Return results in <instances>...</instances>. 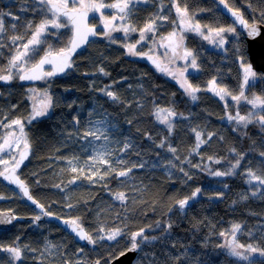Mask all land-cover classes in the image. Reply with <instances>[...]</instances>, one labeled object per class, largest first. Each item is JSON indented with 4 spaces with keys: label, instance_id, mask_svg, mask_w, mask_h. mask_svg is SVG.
Segmentation results:
<instances>
[{
    "label": "trees",
    "instance_id": "16d2710c",
    "mask_svg": "<svg viewBox=\"0 0 264 264\" xmlns=\"http://www.w3.org/2000/svg\"><path fill=\"white\" fill-rule=\"evenodd\" d=\"M145 1V5L135 2L131 7L128 22L137 30L129 32L133 36L127 46L137 44L139 29L155 20V10H163L168 0ZM173 2L181 11L186 9L188 17L202 29L230 26L210 0H172V32L176 19ZM225 2L249 21L259 19L260 11H264L260 0ZM183 38L185 48L193 52L197 62V72L187 78L189 84L200 89L195 93L196 100L140 59L127 57L121 49L126 39L121 38H116V43L87 44L72 71L49 83L51 112L26 125L23 134L31 151L18 177L52 216L65 220L79 217L81 226L95 242L90 248L78 247L77 259L73 256L72 237L48 220L33 224L38 213L19 191L15 189V206L0 202V209L26 217L14 228L53 230L49 264H108L130 247L131 234L141 229L132 264H264V256L260 255L264 251V186L248 176L249 170L264 175V127L255 120L245 127L228 119L237 112L246 116L252 109L247 101L254 96L264 98V83L257 75L251 86H245V96L233 100L232 95H239L242 85L241 71L234 60H223L220 54L203 50L201 39L189 33ZM3 45L2 63L12 55L7 50L9 44ZM58 47L52 46L53 50ZM142 49L138 45V53H143ZM213 79L228 90L224 99L206 89ZM106 91H112L117 99L107 98ZM17 96V105L22 108L24 101H20V94ZM158 110L177 114L171 132L159 123L155 115ZM16 114L10 100L0 103V116ZM20 117L24 116L18 114ZM98 121L104 123L97 124ZM94 126L106 128L108 139L85 140L83 132ZM197 132L205 141L198 149ZM89 141L96 150L107 147L108 163L93 158L95 152L88 146ZM125 143L129 145L127 149L123 147ZM170 147L176 152L169 151ZM240 157V165L227 174ZM121 171L127 175L120 176ZM216 171L225 174L216 176ZM197 188L200 192L193 197ZM10 190L0 184L2 198ZM120 193L125 196L123 201L117 198ZM185 198L191 204L178 209V201ZM236 224L240 229L233 233ZM117 229L122 234L117 240H108L107 235ZM6 234L0 235V243L12 232ZM227 235L244 245V254L248 245L259 251L252 252L248 260L232 256Z\"/></svg>",
    "mask_w": 264,
    "mask_h": 264
},
{
    "label": "snow or ice",
    "instance_id": "6c2138e0",
    "mask_svg": "<svg viewBox=\"0 0 264 264\" xmlns=\"http://www.w3.org/2000/svg\"><path fill=\"white\" fill-rule=\"evenodd\" d=\"M261 3H264V0H260ZM131 0H117L115 3H105L104 0H79V4L71 3L70 0H38V4L35 5L33 11H38L42 14L41 22L37 25H35V30L31 32L30 38L27 39V42L17 45L16 42L18 40H23L24 37L20 35H13L10 37V40L14 45H16L17 48H22L23 51L15 52L11 55L9 60L10 69L7 75H0V80L9 81L12 78L13 72L12 69H15L17 74H19L20 80H36L40 79L42 77H51L56 75L57 73H62L66 69L72 67L71 62V55L76 51L77 48L81 46V44L85 43L88 40L89 36H95L97 33L94 31L93 27H90L87 18L89 12H101L104 8H112L116 9V14L111 15L110 19L106 17L101 12V20L104 21V28L105 31L103 35L105 36H111V32L113 30H116L115 25L113 24L114 21L117 19H120L121 21H124L129 15L131 14V7H130ZM220 3L224 5L225 8L228 9L229 12H231L232 16L235 18V22L238 23L243 27L245 30L244 34H246V38L249 40H256L261 35V29L260 25L264 24V11H260L259 13V19H256L255 17L252 18L251 21L248 19H245L241 12L238 9H233L229 6L228 3L225 2V0H220ZM175 6V4H173ZM176 11L178 14H181V24L183 25L186 21H188V26L191 27L190 18L187 17V10L185 9L183 13H181V9L179 7L176 8ZM4 15H11V13H2L0 12V17ZM13 19H17L16 17H13ZM159 19H167L165 16L159 17ZM65 21L67 23H65ZM155 20L149 21L146 23L145 27L142 29H139L141 36L140 40L143 41L145 39V33L146 32H154L155 31ZM71 26L72 36L70 40V45L68 47L60 48L58 51L53 50L52 45H48L47 49H43L40 46L45 43V40L43 37L48 33L49 28L54 29H61L63 27ZM13 29H15L16 25L12 26ZM33 27V25L30 23L29 28ZM205 27H208L205 25ZM200 24H196L194 29L198 33H200ZM123 31L127 34L131 31H136L134 27H131L130 25H122ZM5 32L4 22L2 19H0V34ZM215 33L217 36H220L221 33H233L236 35H241V33L237 32V29L234 26L231 27H219V28H210L209 34ZM52 35H55V33H51ZM203 35V33H200ZM174 35V33L172 34ZM204 39H209L208 35L204 36ZM139 42V41H138ZM183 41L181 40L179 43L172 42L171 46L173 48H178L180 44H182ZM219 45L221 47L225 44V39L221 36L219 41ZM4 47L3 44H0V48ZM136 48V45H130L128 46V51L135 55L136 52L133 51V49ZM43 51V55L39 57L38 60H35L34 58L39 55V53ZM235 56L240 61L241 67L244 69V83L241 85V92L239 95H232V99L235 101H239L241 97L245 96L244 87L249 83V78H256L257 72L254 70L253 65L249 59V51L247 48L246 40L243 42H238L236 48H235ZM192 56L191 65L193 67L197 66V62L195 57L193 56V53L189 52L187 49L184 50V57ZM155 63V61H154ZM31 64V67H28V65ZM45 65H51L50 71H45ZM158 70L160 69V66L157 65ZM101 72H103V69H100ZM185 84H187V80L184 81L183 84H181V87H184ZM210 89L215 92L216 95H219L221 99H224L225 96L229 95V92L225 88H216V80L213 79L209 81ZM185 91L191 96L192 100H196L197 97L195 95L196 92L200 91L198 87H193L191 84H187V88ZM106 95L111 97L112 99H117V97L114 95L112 91H106ZM46 102L44 104L43 108L37 109L34 108V114L32 116V119H35L36 117L43 116L46 114V110L48 106L52 102V97L48 96L46 94ZM252 105L253 109H256L257 106L260 107L261 112L256 111H249L247 116L240 115L238 112L235 117L229 116V120L235 119L237 123H243L246 127L249 123H252L254 119H258L259 124L264 127V98L261 96H254L251 100L247 101ZM158 115V114H157ZM169 115H175L173 112H169ZM159 118V116H158ZM161 122H165L163 119H161ZM78 123V121H77ZM103 121H98L97 124H103ZM12 124L20 125L21 122L19 120L12 121ZM168 130L169 132L172 131V124L168 123ZM21 133H23L24 129L23 126L20 127ZM106 128H101L99 126H94L91 129H87L83 132V138L87 140L88 137H94L95 140H100L102 137L107 140L108 137L106 135ZM211 137L209 136V139ZM196 148L198 149L201 144L205 143V141L201 140L200 133H196ZM7 143V141H5ZM163 142H161L162 146ZM27 142H25L24 147L25 149L28 148ZM88 146H91L93 148V151L95 152L94 159H97L100 161V163H108V161L105 159V156L107 154V147L105 146L104 150H96L95 145L91 144V141L88 142ZM124 149H127L129 145L127 143L124 144ZM4 150V145L0 144V151ZM169 151L175 153L176 149L174 147H170ZM261 155H264V153H261ZM27 152H22L20 155L19 160H15L14 165L12 166V169L9 171L8 169H5L4 172H0V176H3L4 180L8 181L10 184H15L19 187L20 191L23 192L24 196L28 198L32 202V204L36 205L37 208L40 209V212L44 216H52L53 213L46 211L44 206L37 202L30 194L28 188L24 185V183L19 179V177L16 175V169L19 168V166L23 163V160L26 158ZM209 159H212L211 157ZM240 157L239 159H236L235 163L232 164L231 168L229 169L227 174H232L233 170L236 169L240 165ZM218 162V161H217ZM7 161L0 160V164H6ZM73 171H76L75 168H73ZM130 171V169L128 170ZM183 171V169H181ZM7 172V174H5ZM120 176L127 175V172L121 171L118 173ZM225 173H222L220 171H216L214 175L221 176ZM185 176H188L189 179H191V176L185 172ZM248 176L250 177V180H256L261 185H264V175H256L251 170L248 171ZM57 187H59L57 185ZM200 192V189L197 188L195 192L192 193V196L195 197L197 193ZM2 198V197H0ZM121 201L125 199V196L123 193H120L117 197ZM189 198H185L183 200L178 201L179 207L183 209L185 205L188 203ZM68 207H72V205H68ZM12 219H15V217H12ZM41 219V215H36L33 218V222L38 221ZM59 219V217H57ZM8 222L10 223L11 220H0V223ZM66 226L70 228V230L75 233L76 236L79 237L80 240H87L88 243H94V239L91 235L87 234L85 229L80 224L79 217L67 219L62 221ZM240 229V225L236 224L233 226V233L238 231ZM100 231H103L101 228ZM143 230L141 229L139 232H135L131 234V245L128 247L125 251L121 252L120 255H126L127 251H135L138 249V242L137 237L141 235ZM122 234L121 230L117 229L107 235V239L110 241L117 240V237ZM221 235H224V233H221ZM101 239L105 237H100ZM229 254L235 257H238L242 260H248L249 257L244 254V252L238 251L237 249L244 248V245L238 244L233 239L230 241L227 245ZM7 252H9L13 258L16 260H19L21 258V250L18 246L8 247L6 249H3ZM82 251V250H81ZM246 251L255 252L259 251V249L254 248L252 245H248ZM260 255L264 256V251H260ZM96 264H100L99 261H96Z\"/></svg>",
    "mask_w": 264,
    "mask_h": 264
},
{
    "label": "flooded vegetation",
    "instance_id": "af4514ba",
    "mask_svg": "<svg viewBox=\"0 0 264 264\" xmlns=\"http://www.w3.org/2000/svg\"><path fill=\"white\" fill-rule=\"evenodd\" d=\"M2 1V5H1ZM22 0H0V12L2 13H11V15H4L0 17V19L4 22L5 32L0 34V44H9L7 46V50L10 49V52L12 54L16 51V45L12 43L10 40V37L13 35H20L23 36V40H18L16 44L18 43H25L27 42V39L30 38L31 32L35 30V25L39 24L42 19V14L38 11H33L36 4H38V0H24V3H20ZM104 0L105 3H107ZM117 2V0H114ZM28 2V3H27ZM79 4V0H70L71 3ZM112 2V3H115ZM135 2H139L141 5H145V0H131L130 7L133 6ZM214 5V4H213ZM218 12L220 13L219 9L217 8ZM163 10H155L154 15L156 17L155 19V31L154 32H146L145 39L143 41L140 40L141 33L139 32V36L137 37V44L136 48L133 49L135 54L134 57L137 59H140V56H152L155 57L162 66L161 71H157V73H161L164 77L173 80V83L178 84L176 82V79L172 78V55H174V52H172V47L170 49H161L159 51V47L161 43H167V40L172 39V34H186L189 33L191 36L199 38L198 35L194 34L191 30H183L178 24V28L172 33V0H168L167 3L164 4ZM162 9V8H161ZM235 10V9H234ZM101 12L110 19L111 15H115L116 12H112L111 8H104L101 10ZM101 12H89L88 14V24L90 27L94 28V31L97 33L95 35L94 39L88 42V44L96 43V41H103L104 43H116L115 39L118 37L111 36H105L103 35L105 28H104V21L101 20ZM241 12V11H240ZM242 14V13H241ZM222 15V14H220ZM243 15V14H242ZM165 16L167 19H159V17ZM13 17H16L17 19H13ZM223 17V16H222ZM244 17V16H243ZM225 18V17H224ZM226 19V18H225ZM227 20V19H226ZM194 21V20H193ZM228 21V20H227ZM230 26H233L230 21ZM32 24L33 27H31L29 30H24L26 28H29V24ZM65 23H67L65 21ZM195 24H199L198 22H194ZM13 25H16L15 29H13ZM115 25L120 27L122 29V25H130L128 22V17L126 20L121 21L120 19H117L115 22ZM131 26V25H130ZM159 26H162L160 28ZM145 27V26H144ZM142 27V28H144ZM141 28V29H142ZM202 28V27H201ZM238 32V31H237ZM49 34H46L43 39L45 40V43L42 44L40 47L43 48L44 45L48 43H54L57 42L59 44V47L56 49L57 51L62 47V44H66L68 47L70 45V40L72 36L71 26L63 27L61 29H54L49 28ZM51 33H55V35H52ZM240 33V32H238ZM213 37L209 39L208 44L205 45V43L202 41V48L203 50H206L207 52H215L222 56L223 60H226V58L230 57L232 60H234L235 64L239 66V69H242L243 74L241 73V82L244 83V69L241 67L240 61L235 56V51L233 49L234 42L237 40V42L244 41L242 35H236L233 33H221L220 36H217L214 32L212 33ZM133 36V35H132ZM130 33H128L127 38H125V43L128 42L130 38ZM223 37L225 39V44L223 47H221L218 43L220 37ZM203 38V37H202ZM200 39V38H199ZM139 41V42H138ZM184 41V40H183ZM185 42V41H184ZM183 42V44H184ZM87 45V44H86ZM138 45L143 46V53H138ZM88 46V45H87ZM86 46V47H87ZM85 47V48H86ZM214 47V49H212ZM84 48V49H85ZM126 50L128 49V46H125ZM44 49V48H43ZM83 49V50H84ZM153 51H157L153 52ZM82 51L76 53L74 57L71 59L72 66L74 63L78 62V55ZM44 53L41 51L39 55L36 56L35 60H38L40 56H42ZM141 54V55H139ZM161 55L165 56L164 60L162 59ZM141 60V59H140ZM142 61V60H141ZM187 61H189V58L187 57ZM143 63V62H142ZM28 67H31V64L28 65ZM72 68H69L66 73H64L61 76L58 77H45L40 82L26 85V84H20L19 83V73L17 74L15 69H12L13 72L12 78L9 81L0 80V103L4 100H10L11 102V108H13L14 113H18L19 115L24 116L23 118H18V114L16 115H2L0 116V140L3 141V138H6L5 135L8 132L9 138H14L17 135V131H20V127H26V125L34 122L35 120L42 119L44 117H36L35 119H32V116L34 114V108L40 109L43 107L44 104V95H49L48 92V86L50 82L57 81L58 79H61L69 74V72L72 71ZM10 69L9 65V59L6 60L4 63L0 61V75H7ZM196 69V67L194 68ZM51 67H47L45 71H50ZM155 70V69H154ZM257 78V77H256ZM253 79V78H249ZM255 79V78H254ZM253 81L255 82V80ZM249 86L252 85V83H248ZM209 85V83L206 85V87ZM217 86V85H216ZM20 94V101H24V106L20 108V106L17 105V99ZM50 96V95H49ZM12 100V101H11ZM13 105V106H12ZM19 120L21 122L20 125L12 124V121ZM13 134V137H12ZM23 134V133H22ZM11 139L9 142H11ZM23 143L20 146V150H22L24 147ZM29 147V146H28ZM19 150V151H20ZM18 157V155H17ZM17 157L15 160H17ZM29 159V158H28ZM14 160V162H15ZM7 161V160H6ZM28 161V160H27ZM26 161V162H27ZM14 162H8L6 164H2L3 166L6 165L7 167L5 169H9L11 166L14 165ZM25 162V163H26ZM12 163V164H11ZM24 163V164H25ZM11 164V165H10ZM24 164L21 166L23 167ZM1 166V165H0ZM1 166V167H3ZM20 167V168H21ZM5 169L0 170V172H4ZM20 170V169H19ZM19 170L17 172V176L19 173ZM0 184L3 186H6L0 181ZM12 190H10L9 194L6 195L5 198H0V202H10L9 204L11 206H15L16 202V195H15V189L11 188L9 186H6ZM2 197V196H0ZM30 206V205H29ZM11 212L10 209H0V212ZM13 214V213H12ZM16 217H19L15 214H13ZM20 218H24L25 220L19 223H24L26 221V217L21 216ZM40 220L33 222L34 225H36L37 222H40ZM17 224V223H16ZM15 224V225H16ZM14 225V226H15ZM14 226L11 229L5 230L0 228V235H7L6 233L8 231L12 232V235L6 239H3V242L0 243V264H49V260L51 256L53 255V250L50 249V245L54 244V240L50 237L51 232L53 231L51 228L46 227H39V228H14ZM59 229V228H58ZM62 233H64L61 229H59ZM24 235V237H23ZM27 237V238H26ZM60 237V239H59ZM58 239L60 240V248H61V254L64 256L63 253V235H59ZM31 243H29V241ZM18 246L21 250V258L19 260H16L12 257V255L3 250L8 247ZM82 245L75 243V246L73 247V256L77 259L79 258V249L78 247H81ZM82 247H90V246H82Z\"/></svg>",
    "mask_w": 264,
    "mask_h": 264
},
{
    "label": "rangeland",
    "instance_id": "374dc122",
    "mask_svg": "<svg viewBox=\"0 0 264 264\" xmlns=\"http://www.w3.org/2000/svg\"><path fill=\"white\" fill-rule=\"evenodd\" d=\"M173 4H175L174 2H173ZM174 8V10L176 11V6H173ZM184 11H181V13H183ZM187 17H188V15H187ZM189 18V17H188ZM181 19H182V17H181V14H178L177 13V11H176V19H174L175 21H174V31L178 28V24L180 25V27L182 28V31L183 30H191L194 34H196V35H198L199 36V38L205 43V45H207L208 44V41H209V39H211L212 37H213V34L211 33V34H209V30H207V29H202V28H200V33H203V35H201L200 33H198L197 31H195V30H193L194 29V27H195V21H193V20H191L190 19V23H191V27H189L188 26V21H186L183 25L181 24ZM126 20V19H125ZM115 22L116 21H114L113 22V24L115 25ZM115 28H116V30H113L112 32H111V34H112V36L113 37H118V38H121V39H125V38H127V35H128V33L126 34L124 31H123V29H121L120 27H118V26H116L115 25ZM173 31V32H174ZM48 32H49V29H48ZM172 32V33H173ZM133 34V33H132ZM132 34H130V35H132ZM205 35H208L209 36V39H204V36ZM203 37V38H202ZM183 34H175V35H172V39H169V40H167V43H161L160 44V47H159V51L161 50V49H170V47H172L171 46V44H172V42H176V43H179L181 40L183 41ZM184 42V41H183ZM123 43V45L124 46H122L121 47V49H122V51L124 52V53H127V57H129V58H133V59H135L136 57H134L135 55H133V54H131L129 51H128V49L126 50V48H125V46H126V43L125 42H122ZM22 44V43H21ZM237 44H238V42H237V40L234 42V45H233V49H234V51H235V48H236V46H237ZM48 45H52V46H59V44L57 43V42H54V43H48V44H46V45H44L43 46V48L44 49H47L48 48ZM202 46H203V44H202ZM185 49H187L189 52H191V53H193L191 50H189L188 48H185V45L182 43V44H180V46L178 47V48H173L172 47V52H174V55H172V78L173 79H176V82L178 83L177 85H179L180 86V88H182L184 91H185V89L187 88V84H189V82H187V84H185V86L184 87H181V84H183L184 83V81L185 80H187V78H188V76H190V75H192V74H195L197 71L196 70H198L197 69V66H196V69H194L195 67H193L192 65H191V60H192V56H189L188 58H189V61H187V57H184V50ZM212 49H214V47L212 48ZM18 51H23V49L22 48H17L16 47V51L15 52H18ZM1 52H2V48H0V55H1ZM153 52H156L157 53V51H153ZM139 55H141V54H139ZM141 56H143V55H141ZM193 56H194V54H193ZM161 57H162V59L164 60V58H165V56H163V55H161ZM36 58V57H35ZM34 58V59H35ZM137 59V58H136ZM10 60V59H9ZM143 62V61H142ZM74 67V66H73ZM97 70H98V72H100V70H99V68H97ZM240 71H241V73L243 74V71H242V69H240ZM257 75H261L260 73H258L257 72ZM255 80V79H254ZM188 81V80H187ZM211 81V80H210ZM172 82H173V80H172ZM254 83V81H253V79H250L249 80V83ZM209 83V82H208ZM207 83V84H208ZM243 84V83H242ZM216 85H217V82H216ZM215 85V87L218 89V88H220V86L219 85H217L216 86ZM247 85H249V84H247ZM246 86V85H245ZM245 88V87H244ZM206 89L207 90H209L210 89V85H208L207 87H206ZM209 91H211L212 93H214L215 94V92L214 91H212V90H209ZM187 93V92H186ZM106 95V94H105ZM216 95V94H215ZM49 96V95H48ZM216 96H218V97H220L219 95H216ZM43 98H44V104H45V102H46V99H47V97H46V95H44L43 96ZM44 104H43V107H44ZM51 104H52V102H51ZM51 104L48 106V108H47V110H46V114L45 115H43V116H39V117H44V116H47V115H49V113L51 112ZM42 107V108H43ZM251 107H252V105H251ZM249 111H256V112H261V109H260V107L259 106H257V108L256 109H251V110H249ZM167 112H168V110H164V112L162 113V111L161 110H158V112L155 114L156 115V117H157V119L159 120V123L160 124H162V125H164V126H166L167 128H168V123H171L172 124V121L170 120V119H168V117H167ZM249 113V112H248ZM248 113H246V116H247V114ZM158 114V115H157ZM158 116H159V118H158ZM161 119H163L165 122H161ZM255 121H258V119H254ZM234 122H237L235 119H234ZM259 122V121H258ZM239 124H242V125H244L242 122L241 123H239ZM23 129H24V131H23V133L25 132V129H26V127H23ZM9 136V133L7 132L6 133V135H5V137L6 138H3V141H1L0 140V144H2V145H4V150L3 151H0V160H4V161H8V162H14V160L16 159V157H17V155H18V153H19V148H20V146L23 144V143H25L26 142V140H25V138H24V134H22L21 132H19V131H17V135L14 137V138H7ZM10 139H11V142H9L10 141ZM5 141H7V143H5ZM11 163V164H12ZM10 164V165H11ZM1 166H3L2 164H0ZM0 166V170H3V169H5L7 166L6 165H4L3 167H1ZM253 183H255V181L253 182ZM260 184V183H259ZM261 186H264V185H261ZM230 235H227L226 237H225V240L227 241V239H228V237H229ZM238 251H241V252H244L243 251V248H241V249H237ZM247 256H253L254 254L252 253V252H250V251H248L247 253H245Z\"/></svg>",
    "mask_w": 264,
    "mask_h": 264
},
{
    "label": "water",
    "instance_id": "95a60500",
    "mask_svg": "<svg viewBox=\"0 0 264 264\" xmlns=\"http://www.w3.org/2000/svg\"><path fill=\"white\" fill-rule=\"evenodd\" d=\"M215 6H217V8L220 11V14H222L223 17H225L228 21L231 22V24H233V26L237 29L238 32L241 33L244 41L246 40L247 43V48L249 51V59L253 65V68L256 72L261 74V80L264 83V25L261 24L260 25V29H261V35L256 39V40H249L246 38V34H244L245 30L243 29V27L241 25H239L238 23L235 22V18L232 16L231 12L228 11L227 8L224 7L223 4L220 3V0H210ZM112 12H116V9H112ZM88 20V18H87ZM95 36H89L88 40L81 44V46L79 48L76 49V51L74 53H72L71 55V59L74 57V55L80 51H82L88 44L89 41H91L92 39H94ZM140 59L143 61V63H145L147 66H149L152 69H155L157 71H161L162 66L161 63L152 56L146 55V56H140ZM155 61V63H154ZM157 65L160 66L161 70H158ZM47 67H52L51 65H45V69ZM68 71V69H66L64 72L62 73H57L56 75L52 76V77H58L63 75L64 73H66ZM45 77H42L40 79H36V80H20L19 79V83L20 84H26V85H30V84H34L37 83L41 80H43ZM108 98H111L107 95ZM168 119H170L171 121H174L177 116L175 115H169L166 114ZM13 137V134H12ZM30 147H28L27 149L23 148L17 157V160L20 159V155L22 152H27V156L26 158L23 160V163L19 166V168L16 169V175L18 170L20 169V167L28 160L29 156H30ZM12 169V166L8 169L9 171ZM5 174H7V172H5ZM0 181L5 184L6 186H9L11 188H14L16 190H18L21 194V196L23 197V199L33 208L35 209L39 214H41L40 209L36 207V205L32 204V202L30 200H28L27 197L24 196L23 192L20 191L19 187L15 184H10L8 181L4 180L3 176H0ZM25 185V184H24ZM26 186V185H25ZM27 187V186H26ZM30 194V193H29ZM191 204V201L188 200V203L185 205V207L183 209L188 208V206ZM178 209H181L179 207V204L177 205ZM42 215V214H41ZM12 217H15V219H12ZM43 218H46L48 220H50L52 223H54L56 226H58L64 233H66L67 235L71 236L73 238V240L75 241V243L80 244V245H84V246H91L92 243H88L87 240H80L78 236L75 235V233H73L70 228L68 226H66L62 221L65 219H57V217L55 216H44L42 215ZM11 220L10 223L8 222H4V223H0V228L1 229H11L16 223L18 222H22L25 219L24 218H20V217H16L14 216L11 212H0V220ZM234 239V236L229 237L228 242L232 241ZM137 250L135 251H127L126 255L123 256H119L116 259L112 260L110 263L108 264H132V262L134 261L136 255H137Z\"/></svg>",
    "mask_w": 264,
    "mask_h": 264
},
{
    "label": "clouds",
    "instance_id": "9594fccd",
    "mask_svg": "<svg viewBox=\"0 0 264 264\" xmlns=\"http://www.w3.org/2000/svg\"><path fill=\"white\" fill-rule=\"evenodd\" d=\"M237 66H238V64H237ZM237 69H239V66H238V68H237ZM239 70H240V69H239ZM91 246H92V245H91ZM91 246H90V247H91ZM90 247H87V248H90Z\"/></svg>",
    "mask_w": 264,
    "mask_h": 264
},
{
    "label": "bare ground",
    "instance_id": "6f19581e",
    "mask_svg": "<svg viewBox=\"0 0 264 264\" xmlns=\"http://www.w3.org/2000/svg\"><path fill=\"white\" fill-rule=\"evenodd\" d=\"M40 82V81H39Z\"/></svg>",
    "mask_w": 264,
    "mask_h": 264
}]
</instances>
